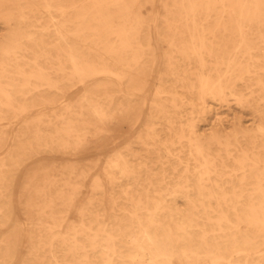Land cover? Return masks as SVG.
<instances>
[{"label":"bare ground","instance_id":"obj_1","mask_svg":"<svg viewBox=\"0 0 264 264\" xmlns=\"http://www.w3.org/2000/svg\"><path fill=\"white\" fill-rule=\"evenodd\" d=\"M0 25V264H264V0H0ZM231 101L252 118L201 126Z\"/></svg>","mask_w":264,"mask_h":264},{"label":"rangeland","instance_id":"obj_2","mask_svg":"<svg viewBox=\"0 0 264 264\" xmlns=\"http://www.w3.org/2000/svg\"><path fill=\"white\" fill-rule=\"evenodd\" d=\"M2 25H0V36L4 33ZM208 120L201 123V126L208 125L212 121H215V118L221 120V126L224 128V133L230 132L239 125V121H247L252 118L247 111L240 109L233 101L225 104H220L218 102L211 103V110L207 114ZM122 143V142H121ZM117 146H119L121 144Z\"/></svg>","mask_w":264,"mask_h":264}]
</instances>
